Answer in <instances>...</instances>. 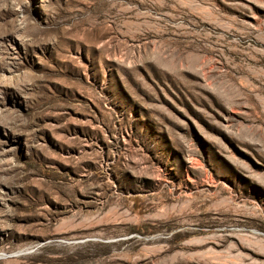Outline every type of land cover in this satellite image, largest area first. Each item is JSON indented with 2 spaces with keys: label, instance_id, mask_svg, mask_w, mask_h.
Segmentation results:
<instances>
[{
  "label": "rangeland",
  "instance_id": "374dc122",
  "mask_svg": "<svg viewBox=\"0 0 264 264\" xmlns=\"http://www.w3.org/2000/svg\"><path fill=\"white\" fill-rule=\"evenodd\" d=\"M261 35L264 0H0V264H264Z\"/></svg>",
  "mask_w": 264,
  "mask_h": 264
},
{
  "label": "bare ground",
  "instance_id": "6f19581e",
  "mask_svg": "<svg viewBox=\"0 0 264 264\" xmlns=\"http://www.w3.org/2000/svg\"><path fill=\"white\" fill-rule=\"evenodd\" d=\"M227 32H228V31H227ZM233 32H234V31H233ZM238 35H239V34H238ZM261 36H264V35H261ZM239 37H240V36H239ZM242 37H243V36H242ZM245 37H246V36H245ZM247 38H248V37H247ZM253 38H254V37H253ZM250 40H251V39H250ZM252 41H253V40H252ZM254 42H255L254 44H258L261 48L264 49V39H263V40L254 39ZM241 43H242V42H241ZM247 46H248V45H247ZM247 46H246V47H247ZM257 48H258V47H257ZM261 52L263 53L264 51L260 50V53H261ZM258 53H259V52H257V54H258ZM260 53H259V54H260ZM262 53H261V54H262ZM250 55H252V54L250 53ZM263 55H264V54H263ZM251 58H252V57H251ZM251 58H250V59H251ZM254 59H255V57H254ZM254 59H252V60L254 61ZM262 59H263V58H262ZM254 62H255V63H261V62H263V61L258 59V60L254 61Z\"/></svg>",
  "mask_w": 264,
  "mask_h": 264
}]
</instances>
